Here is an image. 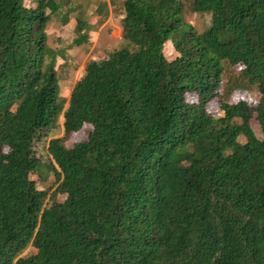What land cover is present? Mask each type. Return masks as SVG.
Returning a JSON list of instances; mask_svg holds the SVG:
<instances>
[{"label":"trees","instance_id":"trees-1","mask_svg":"<svg viewBox=\"0 0 264 264\" xmlns=\"http://www.w3.org/2000/svg\"><path fill=\"white\" fill-rule=\"evenodd\" d=\"M185 1L202 30L182 0H122V45L87 61L64 109L45 30L77 9L82 48V3L0 0V264H264V0ZM224 64L255 104L219 94ZM59 118L45 163L33 146ZM42 169L49 195L28 179Z\"/></svg>","mask_w":264,"mask_h":264},{"label":"rangeland","instance_id":"rangeland-1","mask_svg":"<svg viewBox=\"0 0 264 264\" xmlns=\"http://www.w3.org/2000/svg\"><path fill=\"white\" fill-rule=\"evenodd\" d=\"M58 2V0H54ZM66 4L63 7L69 8L70 3L81 4V9H83L82 18L89 19L90 21V32L87 43L82 46V48L71 47L70 43L75 37L74 25H75V16L78 15L77 9L68 14L67 23L62 25L59 19L52 18L46 26V38L47 45L54 51L60 52V56L55 58V70L58 76V86H59V96L63 103V108L68 105L69 94L72 88V85L82 76L85 64L88 60L91 59H100L103 58L108 52L116 49L122 45L121 33L119 31V20L122 16V0H112L110 7V15L107 9L102 10V15L104 18H98L95 16L99 5L103 0H87L90 1V4H85V0H64ZM92 1V2H91ZM184 3L183 9V18L184 23L192 26L196 31L202 30L205 25H207L208 17L198 16L190 12L188 8V3L185 0H182ZM34 0H24L26 6H32ZM105 4V3H104ZM66 9H62L64 13ZM107 20L109 23H107ZM113 22L115 25H110ZM106 24V25H105ZM163 54L167 61H172L177 57V54L174 52L170 42H165L163 45ZM241 67L228 66L227 64L223 65V71L221 75V83L218 89L219 94L225 97V100L229 104L236 103L238 101L247 102L250 105H253L257 102L258 95L253 87H247L243 89L241 87V82L239 83L238 73ZM185 100L188 103L195 102V95L185 94ZM206 111L209 113H214L217 110L216 102L211 101L206 105ZM62 120L58 119L57 127L53 129L51 134L38 141L34 144L33 150L37 157H39L45 163H48L49 159L46 157V145L47 141L51 138H58L62 135ZM250 128L254 132L255 136L259 138V131L257 123L254 119L249 121ZM91 130L89 125H84L76 133L70 134L68 139L65 142L66 147H70L73 143L85 140ZM242 139L240 142L242 143ZM6 150V149H5ZM45 169H42L40 172L33 171L28 173V179L33 181L37 189H46L50 187L48 195L52 192L54 179L51 174L45 173ZM64 199V195H56L55 202L60 203ZM48 199L45 200V206L49 204ZM33 252L31 248L24 250L20 256L28 255Z\"/></svg>","mask_w":264,"mask_h":264},{"label":"crops","instance_id":"crops-1","mask_svg":"<svg viewBox=\"0 0 264 264\" xmlns=\"http://www.w3.org/2000/svg\"><path fill=\"white\" fill-rule=\"evenodd\" d=\"M105 3V4H104ZM101 8H103V9H107L108 10V13H109V15H110V13H111V11H110V7H111V4H112V0H103L100 4L99 3H97ZM97 14V13H96ZM99 16H103V18H104V14L102 15V10H101V12L99 13ZM98 16V18H100ZM102 18V17H101ZM102 18V19H103ZM105 21H107V20H105ZM107 23H109L108 21H107ZM106 25V24H105ZM110 25H115L113 22H111V24ZM119 31H120V28H119ZM120 33H121V31H120Z\"/></svg>","mask_w":264,"mask_h":264},{"label":"water","instance_id":"water-1","mask_svg":"<svg viewBox=\"0 0 264 264\" xmlns=\"http://www.w3.org/2000/svg\"><path fill=\"white\" fill-rule=\"evenodd\" d=\"M68 105L64 108V109H67Z\"/></svg>","mask_w":264,"mask_h":264}]
</instances>
